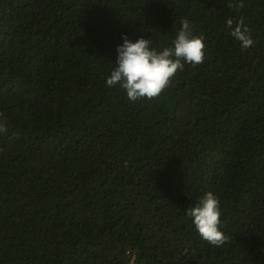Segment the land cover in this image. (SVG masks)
Masks as SVG:
<instances>
[{
  "label": "trees",
  "instance_id": "1",
  "mask_svg": "<svg viewBox=\"0 0 264 264\" xmlns=\"http://www.w3.org/2000/svg\"><path fill=\"white\" fill-rule=\"evenodd\" d=\"M231 2L0 0V264H264V0ZM182 19L203 65L153 101L106 87L122 37L163 50ZM207 192L221 247L186 215Z\"/></svg>",
  "mask_w": 264,
  "mask_h": 264
},
{
  "label": "clouds",
  "instance_id": "2",
  "mask_svg": "<svg viewBox=\"0 0 264 264\" xmlns=\"http://www.w3.org/2000/svg\"><path fill=\"white\" fill-rule=\"evenodd\" d=\"M237 13L244 7L243 0H233L229 5ZM181 29L177 33L173 46L158 50L152 47L150 39L139 38L135 43L122 37L124 43L117 47L116 67L106 78L109 89L119 86L126 92L130 102L153 101L170 87L178 72H183L185 65L192 68L205 62V37L194 35V26L188 19L181 20ZM229 35L239 42L242 50L254 45L251 30L244 22L228 19L226 22ZM235 25V26H234ZM0 134H7L6 120L0 113ZM12 139V138H9ZM3 151V149H0ZM127 165V162H125ZM198 234L212 246L221 247L228 237L221 229V207L219 198L207 192L198 203L187 210Z\"/></svg>",
  "mask_w": 264,
  "mask_h": 264
}]
</instances>
